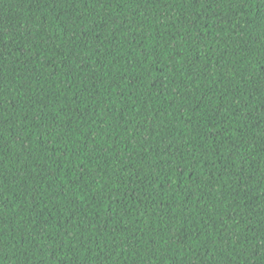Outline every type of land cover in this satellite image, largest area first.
I'll use <instances>...</instances> for the list:
<instances>
[{
    "label": "trees",
    "instance_id": "trees-1",
    "mask_svg": "<svg viewBox=\"0 0 264 264\" xmlns=\"http://www.w3.org/2000/svg\"><path fill=\"white\" fill-rule=\"evenodd\" d=\"M0 264H264V0H0Z\"/></svg>",
    "mask_w": 264,
    "mask_h": 264
}]
</instances>
